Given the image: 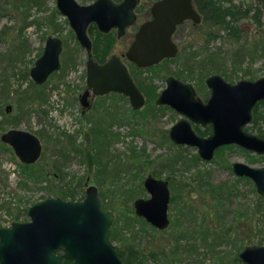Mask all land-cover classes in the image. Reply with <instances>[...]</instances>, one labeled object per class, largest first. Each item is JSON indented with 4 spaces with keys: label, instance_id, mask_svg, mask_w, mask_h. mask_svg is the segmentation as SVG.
I'll return each mask as SVG.
<instances>
[{
    "label": "rangeland",
    "instance_id": "obj_1",
    "mask_svg": "<svg viewBox=\"0 0 264 264\" xmlns=\"http://www.w3.org/2000/svg\"><path fill=\"white\" fill-rule=\"evenodd\" d=\"M26 1L0 0V134L8 129L29 132L42 149L37 162L25 169L0 143V228L15 219L26 222L27 209L38 201H80L85 189L94 186L102 210L113 215L109 241L119 252H163L166 258L158 264H239L233 258L243 248L264 244V197L230 171L234 162L264 167V155L230 148L221 158L201 162L194 148L168 140L177 120L171 111L146 105L131 113L126 99L114 95L91 98L81 113L77 96L85 87L84 51L54 0ZM75 1L82 5L92 0ZM231 2L241 9L257 6L253 0ZM259 23L240 20L237 38L213 24L184 25L176 61L134 75L149 79L156 93L175 70L203 93L202 81L211 74L229 83L262 78L264 18ZM47 37L62 43L60 68L36 86L29 70ZM111 53L118 54V47ZM259 111L264 113V106ZM82 150L96 161L85 163ZM147 175L169 182L170 196L176 198L168 206L172 227L162 233L133 214L132 202L148 198L142 187ZM68 194L73 199L61 196Z\"/></svg>",
    "mask_w": 264,
    "mask_h": 264
},
{
    "label": "water",
    "instance_id": "obj_2",
    "mask_svg": "<svg viewBox=\"0 0 264 264\" xmlns=\"http://www.w3.org/2000/svg\"><path fill=\"white\" fill-rule=\"evenodd\" d=\"M175 1L164 0L154 6V20L141 26L136 33L125 57L137 67H148L163 58H172L175 49L169 37L174 24L186 18L195 23L198 21L189 0L181 2L182 7L176 12V19L169 17L166 20L164 15L157 12L164 7L169 12L174 6L163 5L175 4ZM131 7L132 3L123 2L117 6L108 0H96L86 7L79 6L74 0H56L59 15L67 20L78 46L87 55L91 49L86 36L87 26L94 23L102 34L117 26L120 35L132 21ZM60 52V40L47 37L41 55L29 70V78L35 85H42L50 74L59 70ZM85 85L86 90L80 99L84 107L87 106L85 98L88 90L95 96L108 93L123 95L134 109L142 105V97L115 57L102 65H96L88 59ZM166 85L156 104H166L181 112L184 107L181 102H188L192 108L188 112L183 110L182 114L192 122L212 124V136L198 139L189 132L185 122H180L169 132V138L174 143L197 147L203 160H209L217 147L228 144H236L256 154L264 153V140L241 132V127L250 121L251 108L257 101L264 99V78L255 82L240 81L229 86L217 76L210 77L206 85L211 89V98L205 106L193 100L189 86L173 79H168ZM0 141L11 148L22 164H32L39 158L41 145L32 134L8 130L0 135ZM232 169L236 176L250 179L256 193L264 196V168L255 170L236 163ZM143 188L149 199L134 201L135 214L156 229L165 228L168 202L166 185L159 180L146 178ZM27 217L29 221L26 223H11L9 228L0 229V264H61L62 260L71 264H121L109 241L112 214L101 209L94 187H88L80 201H64L60 198L39 201L28 209ZM58 251L61 253L56 255ZM238 257L245 264H264V244L245 248Z\"/></svg>",
    "mask_w": 264,
    "mask_h": 264
},
{
    "label": "flooded vegetation",
    "instance_id": "obj_3",
    "mask_svg": "<svg viewBox=\"0 0 264 264\" xmlns=\"http://www.w3.org/2000/svg\"><path fill=\"white\" fill-rule=\"evenodd\" d=\"M30 0H27L26 2H29ZM31 1H35V0H31ZM55 4H54V7H55V10L56 12L58 13V10L56 9V0H54ZM75 1V0H74ZM96 0H92L90 3H85V4H78L76 1V4H78L79 6H82V7H86V6H89L91 4H93ZM110 1L113 5H120L121 3H132V7H131V14H132V21L130 24H128L127 26H125L121 32L120 35H118V29H117V26L115 27H112L107 33L105 34H102L100 32H98L97 28H96V25L94 23H90L88 26H87V29H86V36L89 40V42L91 43V49H90V53L89 55H87L85 52V58H86V61H85V78H86V64H87V60L88 59H91L93 61L94 64L96 65H102L104 64L107 60H109L110 58L112 57H115L122 65L123 67L125 68L126 70V73L127 75L129 76L132 84L134 85V87L136 88V90L138 91V93L140 94V96L142 97V105L137 108V109H134L131 107L127 97H124L123 95H120V94H116V93H108V94H105V95H102V96H95L91 93V91L88 90V95L86 96L85 98V102L87 104V106H82L81 103H80V99H81V96L82 94L85 92L86 90V85L84 87V89L82 90L81 94H79L77 96V100H78V103H79V106L81 108V113L82 111H86L88 110V108L90 107V101H91V98H101V97H105V96H108V95H114V96H118V97H122L124 99H126V101L128 102L129 104V107H130V112L131 113H134L135 111L145 107L146 105L150 107L153 106L154 108H156L157 110H169L171 111L177 118V120L173 123V125L169 128L168 132H167V137H168V140L175 146H185V147H189V148H194L195 151H196V154H195V159L196 160H199L201 162H205V163H208L212 160H216L218 158H221V153L223 152V150L225 149H230V148H237L239 149L240 151L244 152V153H249V154H252V155H256V156H263V154H256L254 152H251V151H248V150H245L243 149L242 147H239L238 145L236 144H228V145H221L219 147H217L216 149H214L212 151V155H211V158L209 160H203L202 158H200L199 154H198V149L197 147H194V146H188L186 144H176L174 143L170 138H169V132H170V129L175 126L176 124H179L180 122H185L187 125H188V129H189V132L196 138L198 139H207L208 137L212 136V124L211 123H207V124H200V123H195V122H192L190 121L184 114H182V111L183 110H187V112L189 111L190 108H192L188 102L187 103H184L183 101L181 103L184 104V107L183 105H181L182 108V111L181 112H178L174 109H172L169 105H166V104H156V101L158 100L159 96L161 95V93L167 88V85H166V81L168 79H173L174 81L178 82L179 84L181 85H184V86H189L192 93H193V100L195 101H198L200 103V105L202 106H205L207 105L209 99L211 98V89L206 85V80L210 77H213V76H217L219 77V79L229 85V86H234L236 85L238 82L240 81H248V80H238L236 81L235 83H229L225 80H223L219 75L217 74H211V75H208L207 77H205L202 81L203 83V86H204V90H205V93L202 92V90H200L197 86H194L192 85L190 82H186V81H183L180 79V77L178 76L176 70L172 73H169L168 76H165V80H164V87L158 92L156 93L155 92V89H154V86L150 83V80L148 79L147 80H144L143 78H138L137 76L134 75L135 72L137 73H147V72H152L153 70H155V68H161V67H164L163 65L167 64V63H172V62H175L176 59H177V54H178V51H179V47L177 45V40L179 38V31L180 29L184 26V25H188L190 24V26L192 27H197L199 25H202V24H213L212 22L206 20L201 14H200V11L197 7V5L195 4V0H189V4H190V8L191 10L194 12V14L196 15V17L198 18V21L195 23L192 19H183L182 21H180L179 23H175L174 26H173V30L170 34V37H169V40H170V43L174 46V49H175V54L172 58H163L161 59L158 63L156 64H153L151 66H148V67H143V68H139L137 67L134 63L130 62L129 60L126 59L125 57V54L126 52L128 51V49L130 48V46L132 45L133 41H134V38H135V35L136 33L138 32L139 28L141 26H143L144 24L146 23H149L151 21L154 20V16H153V7L156 6L157 4H159L161 1H164V0H108ZM183 0H176L175 1V4H170L168 5L167 3H165L163 6H174L172 10H170L169 12L166 11V7L163 8V10H159L157 11L158 13H160L161 16L164 15L165 19L169 20V17L170 18H177V13L178 11L181 9L182 7V2ZM26 2L24 3V5H26ZM177 12V13H176ZM59 14V13H58ZM62 17V16H61ZM64 18V17H63ZM65 19V18H64ZM66 23H67V20L65 19ZM120 22V21H118ZM68 25V23H67ZM214 25V24H213ZM69 27V26H68ZM95 34H98V35H101V36H109L111 38V44H110V48H109V54L107 56V58L105 60H103V62H98L95 58H94V55H93V52H92V48H93V41L95 40ZM74 36V35H73ZM58 39V38H57ZM75 39V38H74ZM76 41V40H75ZM61 42V41H60ZM77 43V42H76ZM116 47H118V50H119V53L118 54H114V53H111V51H113ZM61 50H62V43H61ZM84 51V50H83ZM61 53V52H60ZM193 55V54H192ZM60 56V55H59ZM169 63V64H170ZM59 68H60V63H59ZM133 69L135 70L133 72ZM59 71V70H58ZM57 71V72H58ZM54 73V72H53ZM52 73V74H53ZM151 74V73H150ZM198 74V73H197ZM51 75V74H50ZM49 75V76H50ZM152 75V74H151ZM198 77L200 78H203V74H199ZM264 78V77H262ZM261 79V78H259ZM188 80L190 81V79L188 78ZM258 80V79H256ZM256 80L254 81H248V82H255ZM45 83V82H44ZM43 83V84H44ZM34 84V83H33ZM35 85V84H34ZM37 86V85H36ZM41 86V85H40ZM202 93V96L200 98V94ZM264 106V99L262 100H259L257 101L254 106L251 108L250 110V121L249 123L243 125L241 127V132L246 134V135H249V136H252V137H255L257 139H260V140H264V113L263 112H260L259 109L261 107ZM9 110V107H6V112ZM8 130H18V129H8ZM8 130H6L5 132H7ZM256 130V131H255ZM22 131V130H21ZM3 132V133H5ZM26 132V131H25ZM2 133V134H3ZM29 133V132H27ZM31 134V133H29ZM1 135V134H0ZM33 135V134H32ZM35 136V135H34ZM108 136V135H107ZM36 137V136H35ZM37 138V137H36ZM38 139V138H37ZM39 141V139H38ZM1 143V141H0ZM40 143V141H39ZM2 146H5V148L11 150V148L6 145V144H3L1 143ZM99 145H102L101 143H98ZM41 145V144H40ZM42 149V147H41ZM12 152V150H11ZM99 152H101V150H99ZM82 153H83V158H84V161L85 163H93L94 161H96L92 154H90L89 152H85L84 150H82ZM13 154V152H12ZM14 155V154H13ZM40 155H41V151H40ZM40 155H39V158H40ZM97 155V153H96ZM16 158V157H15ZM38 158V159H39ZM214 158V159H213ZM37 159V160H38ZM37 160L34 162L36 163ZM19 162V161H18ZM34 163L32 164H29V165H26V164H22L19 162V165L21 168H29L30 166H32ZM236 163H239V162H234L233 164H236ZM233 164H231L230 166V171L232 172L233 176H235L237 179H243V180H248L249 182H251V184L253 185V188H254V191H255V186L253 184V182L248 179L247 177H238L234 174L233 172V169H232V166ZM239 164H243V163H239ZM245 165V164H243ZM92 166V165H91ZM247 166V165H245ZM106 167V166H105ZM251 169H255V170H259V169H262L264 167H260V168H253V167H250V166H247ZM104 169V166L103 167H100V169ZM146 178H152L150 175H147ZM145 178V179H146ZM144 179V180H145ZM154 179V178H152ZM144 180L142 181V187H143V183H144ZM157 180V179H155ZM161 181L162 183H164L166 185V189H167V192H168V202H167V205H166V220H167V225L165 228L163 229H156L154 227H152L150 224H148L142 217H139L135 214V209L133 207V203L134 201L136 200H148L149 199V195H148V198L146 199H136L132 202V209H133V214L143 222V224H146L149 226V228H151L152 230H154L155 232H165L167 229H168V226L169 227H172L171 225V221H169V218L167 216L168 214V206L170 204H172L173 202H175L176 198H174V200H172L171 196H170V190H169V182H167L166 180H159ZM90 187V186H88ZM87 187V188H88ZM94 187V186H92ZM86 188V189H87ZM95 188V187H94ZM85 189V190H86ZM96 189V188H95ZM144 189V188H143ZM85 192V191H84ZM256 193V191H255ZM257 194V193H256ZM258 195V194H257ZM84 196V195H83ZM260 196V195H259ZM260 197H264V196H260ZM57 198V197H56ZM99 198V197H98ZM82 200V199H81ZM39 202V201H38ZM72 202H75V201H72ZM34 205V204H33ZM32 205V206H33ZM31 207V206H30ZM29 207V208H30ZM100 207H101V204H100ZM28 208V209H29ZM27 209V211H28ZM102 209V208H101ZM27 211H26V216H27ZM112 214V213H111ZM17 218V217H16ZM112 218H113V215H112ZM113 220V219H112ZM17 219L14 220V222L12 223H26L29 221L28 217H27V221L26 222H16ZM11 224V223H10ZM10 226V225H9ZM6 227V228H9ZM0 229H5V228H0ZM263 245V244H262ZM260 245V246H262ZM260 246H249V247H260ZM245 248H248V247H245ZM245 248H243L239 253H241ZM119 259H120V262L121 264L122 263V260L120 258V253L121 254H129L130 253H133V252H136L139 256L143 257L145 263L147 264H151V258L152 260L155 259V264H158V259L162 258V259H165L166 255L163 253V252H160L161 255L159 256H156L155 254H152L153 252H149L147 253L146 255L145 254H142L144 253L138 249V250H132L130 248H127L125 251L123 252H119L115 247H114ZM61 252L58 251L56 252L55 254L56 255H59ZM238 253V254H239ZM238 254L237 256H235L233 258V261L235 262H238L239 264H245L244 262H242V260L238 257ZM126 256V255H125ZM66 261V260H62V263ZM69 262V261H68ZM61 263V264H62ZM71 264V263H70Z\"/></svg>",
    "mask_w": 264,
    "mask_h": 264
},
{
    "label": "trees",
    "instance_id": "obj_4",
    "mask_svg": "<svg viewBox=\"0 0 264 264\" xmlns=\"http://www.w3.org/2000/svg\"><path fill=\"white\" fill-rule=\"evenodd\" d=\"M257 6L253 9H241V5L232 4L231 0H195L200 14L208 21L225 31L233 38L240 36L238 22L243 19H252L255 24L259 25L260 18H264V0H253ZM225 5V6H224ZM251 13V14H250ZM250 14V15H249ZM93 41V55L98 62H103L109 54L111 38L109 36H101L95 34ZM79 152V151H78ZM63 199H73V194L61 195ZM126 255V256H125ZM120 258L123 264H147L143 257L139 256L136 252L129 254H121ZM153 258V257H152ZM151 264H155V259ZM62 264H70L64 261Z\"/></svg>",
    "mask_w": 264,
    "mask_h": 264
}]
</instances>
